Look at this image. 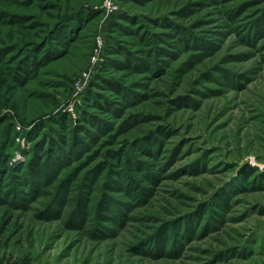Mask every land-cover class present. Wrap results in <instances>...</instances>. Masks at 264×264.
Returning <instances> with one entry per match:
<instances>
[{"label": "rangeland", "instance_id": "374dc122", "mask_svg": "<svg viewBox=\"0 0 264 264\" xmlns=\"http://www.w3.org/2000/svg\"><path fill=\"white\" fill-rule=\"evenodd\" d=\"M65 16L0 69V163L71 146L68 114L89 146L0 202V264H264V0H0V43Z\"/></svg>", "mask_w": 264, "mask_h": 264}, {"label": "trees", "instance_id": "16d2710c", "mask_svg": "<svg viewBox=\"0 0 264 264\" xmlns=\"http://www.w3.org/2000/svg\"><path fill=\"white\" fill-rule=\"evenodd\" d=\"M67 18L68 17L66 16L59 18V20L54 26V29L49 34V36H52L51 38L44 37L39 42L29 40L20 43H0V49L4 48L3 50H0V69H3V65L9 67L6 68V75L10 76L12 80H14L16 83L24 84V82L28 79L27 75H25L27 72L35 73L40 66L47 63V60L50 56H53V54L55 56V53H57L55 52L54 48H49L46 43L50 39H53L51 41H54L53 43H55V41H57L59 37L63 36L64 34L66 35V29L69 26V23L66 21ZM28 19H30V16L28 17L26 15L13 13L7 16V18H4V21L2 22L9 25L14 24V26H16L21 25L24 21H27ZM54 35L55 38L53 37ZM28 45L30 47H34L35 49L34 54H32L33 57L32 55L23 54L22 58L19 59L17 65L13 68V62L18 59L19 55H21V51L24 46L26 47ZM39 51L43 53L42 58L38 57L37 55V52ZM11 53L16 54L8 56ZM57 55V57H59L61 55V52H58ZM44 57L46 59H44ZM21 71H24L25 74H21ZM64 115L66 116V113H64ZM61 121H63V123H61ZM61 121L58 122L64 126H70L74 124V126H72L73 130L75 129L74 136L71 137L72 144L71 146L66 148L53 149L51 147L46 150V157L48 159L47 163H42V159L40 160V162L37 161L39 160L40 152L31 154L28 161L26 160L24 164L26 166H21L19 164H11V160L8 158L4 159L0 163V202L5 201L15 207L23 206L28 200L38 196L41 191V188H43L53 179L56 172H59L60 168L64 166L66 161H68V159L73 153H76V155H78V152H80L79 149L87 148L89 146L85 141H82L83 139H81L79 132L81 128L86 130V128H84V125H81L76 121L73 122L69 114L66 122L63 118ZM37 127H35L36 132L39 131ZM95 128L98 129L97 126H95ZM97 136L98 135H94L92 137V140H94ZM39 141L40 140H36L33 143L38 144ZM2 229L3 228H0V232L2 231Z\"/></svg>", "mask_w": 264, "mask_h": 264}, {"label": "built area", "instance_id": "2783aa9c", "mask_svg": "<svg viewBox=\"0 0 264 264\" xmlns=\"http://www.w3.org/2000/svg\"><path fill=\"white\" fill-rule=\"evenodd\" d=\"M109 9H112V6H110V4L108 3V10H109Z\"/></svg>", "mask_w": 264, "mask_h": 264}]
</instances>
